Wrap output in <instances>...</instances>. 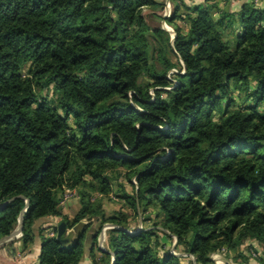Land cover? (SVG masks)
<instances>
[{
	"label": "trees",
	"instance_id": "1",
	"mask_svg": "<svg viewBox=\"0 0 264 264\" xmlns=\"http://www.w3.org/2000/svg\"><path fill=\"white\" fill-rule=\"evenodd\" d=\"M164 1L0 0V239L20 215L24 251L44 219L72 231L40 228L36 264H80L87 239L90 264H183L172 238L195 264H264V6ZM112 195L154 228L128 234Z\"/></svg>",
	"mask_w": 264,
	"mask_h": 264
},
{
	"label": "crops",
	"instance_id": "2",
	"mask_svg": "<svg viewBox=\"0 0 264 264\" xmlns=\"http://www.w3.org/2000/svg\"><path fill=\"white\" fill-rule=\"evenodd\" d=\"M188 5H195L198 3H202L204 0H183ZM193 1V2H192ZM246 0H231V6L234 7V9L237 8L238 5H240L242 2ZM258 6L263 7L264 6V0L258 1ZM236 6V7H235ZM130 188V186H128ZM128 191V189H127ZM62 209L63 214L67 215L70 219L74 217V215L77 213L79 209L78 200L73 194L71 198H69L67 201L62 203ZM64 206V207H63ZM104 210H106V207L103 206ZM58 220L54 219H44L43 221L38 222L35 225V238L34 242L31 245V247L27 250L22 249L20 237L21 233H18L14 236H8L10 238L0 240V264H36L37 263V255H38V247L40 244V239L38 236V230L40 228H54L59 225ZM14 231V230H13ZM12 231V233H13ZM72 231L66 230V234H70ZM44 234L52 236L51 231H46ZM90 252V245H89V239L85 240L84 242V254L82 258V262L80 264H90L89 262V255ZM95 255L99 257V253L95 251Z\"/></svg>",
	"mask_w": 264,
	"mask_h": 264
},
{
	"label": "rangeland",
	"instance_id": "3",
	"mask_svg": "<svg viewBox=\"0 0 264 264\" xmlns=\"http://www.w3.org/2000/svg\"><path fill=\"white\" fill-rule=\"evenodd\" d=\"M258 1L261 2V0H256V3H259ZM143 13L145 15H147L149 13V11L148 10H144ZM162 15H163V13H162ZM147 21H148V24L150 26H155L157 23H159V21L151 19V18H148ZM162 23L163 22H160L161 25H162ZM174 72H176V71H174ZM37 94H38V96L40 98H45V99H47L49 101H53L54 102L57 99V96L53 92L52 87H50L48 89H45V90H38ZM234 95H236V93ZM238 103H239V101H238ZM124 186H125L126 189H128L129 192L132 191L131 188H129L127 184H125ZM72 194L75 195L74 192H72ZM62 205L63 204H61V206ZM104 206L106 207L105 211H106V213L108 215H111L112 213H115V212H117V211H119L121 209L124 210L125 212H127L130 215V219L128 221L129 222V227L128 228H129L130 232L141 231L142 229H145V228H148V229L154 228L153 224L157 222V220L154 219V217L151 214H145V215L141 214V215L135 217L133 215V212L125 204H123L122 202H119L118 199L115 196H113V195L110 196V198L108 200L104 201ZM109 226H111V225H109ZM103 227H102V230H103ZM102 230H101V232H102ZM101 232H100V234H101ZM100 234H99L98 240H97V247L99 248V243L98 242H101L100 248L105 249L106 248V243H105L106 237L104 236L103 238H99ZM167 244H168L167 249L172 255L173 254H175V256L185 255L184 253L180 252V250L175 248V239L174 238H172V240H168ZM229 255H231V256H229ZM243 257H245V256H243ZM221 258L222 259L220 260V262L216 263V264H242L243 260H244V258L236 256L233 253H231V254L226 253ZM181 263L189 264V260H182ZM192 263L193 262H191V264ZM213 264H215V263H213Z\"/></svg>",
	"mask_w": 264,
	"mask_h": 264
},
{
	"label": "built area",
	"instance_id": "4",
	"mask_svg": "<svg viewBox=\"0 0 264 264\" xmlns=\"http://www.w3.org/2000/svg\"><path fill=\"white\" fill-rule=\"evenodd\" d=\"M165 8H164V12H163V18H168L169 15H170V4H169V1L168 0H165ZM162 27L164 29H167V30H170L169 27L166 26V24L163 22L162 23ZM132 183H134V181H131ZM72 192L71 191H68L66 190L64 195H63V199H62V203H64L65 201H67L69 198H71L72 196ZM113 228V226H109V225H105L103 227V230H102V237H99V238H103L105 236V231L108 230V229H111ZM100 240V239H99ZM99 243V248H100V244L101 242H98ZM246 246H248V251H247V255L251 258V259H258L259 257H261V254H262V249L261 247L258 245V243L256 241H251V242H248L246 244ZM102 249V248H100ZM104 250V249H102ZM175 255V254H173ZM225 255V251L224 250H221L220 252H216L214 254H212L210 256V259L213 263H219L220 260L222 259L221 257ZM181 257H184V258H189V260L191 262H193L192 264H195V261L193 259L192 256L190 255H182Z\"/></svg>",
	"mask_w": 264,
	"mask_h": 264
},
{
	"label": "water",
	"instance_id": "5",
	"mask_svg": "<svg viewBox=\"0 0 264 264\" xmlns=\"http://www.w3.org/2000/svg\"><path fill=\"white\" fill-rule=\"evenodd\" d=\"M165 30H167V29H165ZM167 31H169L170 32V30H167ZM172 39H173V35H172ZM3 205H1L0 206V208L2 207ZM21 220H22V215H20L19 216V218H18V223H17V226L15 227V229H14V231H13V233H11L10 235L11 236H14V235H16V234H18V233H21V230H22V227H21ZM138 232V231H137ZM137 232H128L127 231V233L128 234H130V235H135ZM66 234V229H65V225H64V223H59V225L57 226V235H56V239H58V240H61L62 242H64V243H66L67 241H68V239H65V240H62V237H64V235ZM9 235V236H10ZM102 232H101V234H100V237H102ZM8 238H10V237H5L4 239H8ZM4 239H0L1 241L2 240H4ZM104 251V250H103ZM110 255H111V257H112V259H111V264H113V256H114V254L113 253H109Z\"/></svg>",
	"mask_w": 264,
	"mask_h": 264
}]
</instances>
